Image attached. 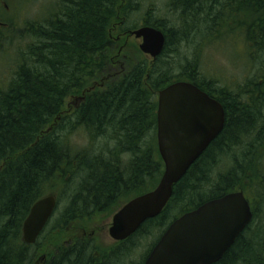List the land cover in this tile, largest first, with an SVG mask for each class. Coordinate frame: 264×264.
<instances>
[{"label": "trees", "instance_id": "obj_1", "mask_svg": "<svg viewBox=\"0 0 264 264\" xmlns=\"http://www.w3.org/2000/svg\"><path fill=\"white\" fill-rule=\"evenodd\" d=\"M51 1L45 16L5 13L9 23L0 27V264H143L175 219L236 191L249 201L252 220L214 264H264V0H169L172 23L155 4L144 6L150 0ZM142 26L165 37L153 61L125 44ZM223 41L243 49L241 82L202 68L201 49ZM176 82L222 105L223 130L174 185L159 216L112 250L91 249L74 230L79 221L157 186L164 171L157 94ZM75 97L83 100L67 111ZM56 191V210L66 193L67 203L47 226L62 239L26 245L30 208ZM140 245L145 251L135 258Z\"/></svg>", "mask_w": 264, "mask_h": 264}, {"label": "water", "instance_id": "obj_2", "mask_svg": "<svg viewBox=\"0 0 264 264\" xmlns=\"http://www.w3.org/2000/svg\"><path fill=\"white\" fill-rule=\"evenodd\" d=\"M140 40L139 50L155 60L164 50V34L141 27L129 34ZM83 97L77 98V104ZM76 104V105H77ZM222 105L188 82H176L157 94L156 141L164 164L157 186L127 202L112 217L109 237L121 242L147 220L159 216L173 187L224 128ZM56 198L36 201L22 225V240L34 245L54 214ZM242 191L206 201L175 219L154 245L144 264H214L234 244L252 220Z\"/></svg>", "mask_w": 264, "mask_h": 264}, {"label": "rangeland", "instance_id": "obj_3", "mask_svg": "<svg viewBox=\"0 0 264 264\" xmlns=\"http://www.w3.org/2000/svg\"><path fill=\"white\" fill-rule=\"evenodd\" d=\"M169 0H150L149 2H143L144 6L148 8L155 4V6L162 14L160 17L166 19L167 17L171 20V23L174 22V16L168 12L167 3ZM51 0H26V4H22L20 0H2L1 6L2 11L0 14V27L4 25L3 22H7L9 19L5 20L4 14L7 15L13 14V19L16 18V15L20 17V19L29 18L35 20L39 16H45L46 12L49 11L52 7ZM43 10V13L41 12ZM168 12V13H167ZM7 17V16H6ZM17 17V18H19ZM11 18V17H10ZM9 23V22H7ZM5 28V26H3ZM4 45L7 42L3 41ZM127 47L131 48L133 45L140 44V40H136L133 37H129L125 43ZM132 45V46H131ZM228 45L226 42L219 43L214 46H206L201 49V61L202 68L207 71V73L212 75H217L226 80V83L233 84L237 82H241L244 76L247 74V70L245 67L244 57L242 55L243 49L241 46ZM131 46V47H130ZM4 50V48H3ZM192 50L193 47H189L186 49L185 55L189 60L192 59ZM1 54V53H0ZM149 60L151 58L146 56ZM3 59H6L5 56H0V66H3ZM236 81V82H235ZM77 98L75 97L70 100V102L66 105V110L71 111L77 104ZM78 141L83 142L82 136L77 137ZM55 196L58 191L55 192ZM67 194L66 193L63 198L59 201L57 212L54 214L51 219L49 225H56L59 214L63 211L66 203H67ZM126 202V199L118 200L114 203L110 210L105 211L104 213L91 218V221H79L77 226H74V230L78 232L79 238L82 241H86L90 244L91 249H95L96 251L102 252L105 250H112L117 245V242H114L108 236V228L110 227L112 217L116 211H118ZM52 227L47 226L44 230V233L41 238H39L38 243L34 245L42 246L48 245L50 242H59L62 239V233L56 229L51 230ZM150 239V238H149ZM150 242V240H149ZM32 245V246H34ZM32 248V247H31ZM33 250V249H32ZM145 251V245H140V247L136 250L135 258L140 257ZM44 259V254L41 253L37 261L42 262ZM131 259V258H130ZM128 260L130 262L131 260ZM36 261V262H37Z\"/></svg>", "mask_w": 264, "mask_h": 264}, {"label": "flooded vegetation", "instance_id": "obj_4", "mask_svg": "<svg viewBox=\"0 0 264 264\" xmlns=\"http://www.w3.org/2000/svg\"><path fill=\"white\" fill-rule=\"evenodd\" d=\"M116 212H117V211H116ZM116 212H115V213H116ZM115 213H114V214H115ZM124 241H125V240H124ZM121 242H123V241H121ZM121 242H117V244H118V243H121Z\"/></svg>", "mask_w": 264, "mask_h": 264}]
</instances>
